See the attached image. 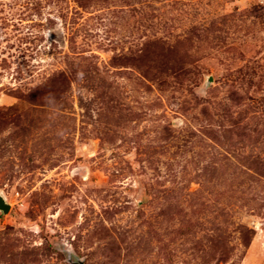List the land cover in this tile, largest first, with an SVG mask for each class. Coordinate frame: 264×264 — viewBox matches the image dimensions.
<instances>
[{"label": "rangeland", "instance_id": "374dc122", "mask_svg": "<svg viewBox=\"0 0 264 264\" xmlns=\"http://www.w3.org/2000/svg\"><path fill=\"white\" fill-rule=\"evenodd\" d=\"M0 193V264H264V0H0Z\"/></svg>", "mask_w": 264, "mask_h": 264}, {"label": "water", "instance_id": "95a60500", "mask_svg": "<svg viewBox=\"0 0 264 264\" xmlns=\"http://www.w3.org/2000/svg\"><path fill=\"white\" fill-rule=\"evenodd\" d=\"M209 81H210V77L207 79V82ZM9 208H10L9 203L6 201L5 197L0 193V212L7 213ZM74 264H83V262L80 260H77L76 262H74Z\"/></svg>", "mask_w": 264, "mask_h": 264}]
</instances>
